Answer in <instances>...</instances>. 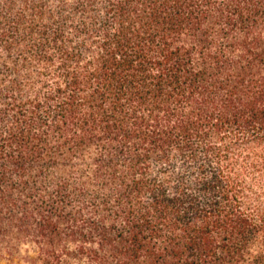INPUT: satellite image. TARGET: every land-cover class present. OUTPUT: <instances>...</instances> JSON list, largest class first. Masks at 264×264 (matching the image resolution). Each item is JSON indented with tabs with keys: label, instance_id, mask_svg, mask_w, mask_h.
Instances as JSON below:
<instances>
[{
	"label": "trees",
	"instance_id": "trees-1",
	"mask_svg": "<svg viewBox=\"0 0 264 264\" xmlns=\"http://www.w3.org/2000/svg\"><path fill=\"white\" fill-rule=\"evenodd\" d=\"M3 4L0 259L264 264V0Z\"/></svg>",
	"mask_w": 264,
	"mask_h": 264
},
{
	"label": "rangeland",
	"instance_id": "rangeland-1",
	"mask_svg": "<svg viewBox=\"0 0 264 264\" xmlns=\"http://www.w3.org/2000/svg\"><path fill=\"white\" fill-rule=\"evenodd\" d=\"M4 1L5 0H0V9L2 8V6H4V4H3ZM25 1H28L31 3H34L36 1L37 6H39L40 8L42 7L46 10H48V9L57 10L58 7L60 6V2H61V0H14L13 15H17L22 11L26 12L27 14H32L31 12H29L30 10L25 8V6H26ZM22 43H24V45H29L30 40L23 41ZM2 58H4V51L2 50V47H0V63L2 62L1 61ZM12 61L14 63L20 61L19 53L16 49L12 53ZM0 69H1V67H0ZM1 78H2V73H0V79ZM0 264H26V263L23 261H9L7 259H0Z\"/></svg>",
	"mask_w": 264,
	"mask_h": 264
}]
</instances>
